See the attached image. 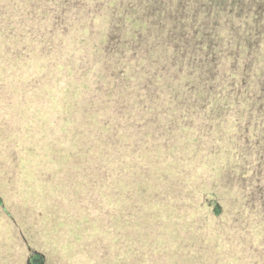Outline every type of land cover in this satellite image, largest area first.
Wrapping results in <instances>:
<instances>
[{
  "label": "trees",
  "instance_id": "16d2710c",
  "mask_svg": "<svg viewBox=\"0 0 264 264\" xmlns=\"http://www.w3.org/2000/svg\"><path fill=\"white\" fill-rule=\"evenodd\" d=\"M29 168L76 259L264 264V0H0V206Z\"/></svg>",
  "mask_w": 264,
  "mask_h": 264
},
{
  "label": "rangeland",
  "instance_id": "374dc122",
  "mask_svg": "<svg viewBox=\"0 0 264 264\" xmlns=\"http://www.w3.org/2000/svg\"><path fill=\"white\" fill-rule=\"evenodd\" d=\"M24 121L26 120L21 118L19 122L22 124ZM7 122L10 126H14L12 120ZM28 131L31 132V130ZM25 174L28 175L21 180L20 186L22 191L29 195L27 205L16 208L22 204L19 202L21 197L19 194L11 199L10 205L7 199H4V203L1 204L3 208L0 206V264H28L29 258L32 259L34 256L39 257L42 264H80L82 262L93 264L84 254L82 257L78 254L76 259V256L69 254L68 247L62 248L59 245L57 249L56 244L42 239L43 235H31V227L29 230L26 229L27 226H31V182L36 184L40 180L38 176H31V168ZM28 176L31 181L28 180ZM16 200L19 203H16ZM23 220H28L27 226L22 222Z\"/></svg>",
  "mask_w": 264,
  "mask_h": 264
},
{
  "label": "flooded vegetation",
  "instance_id": "af4514ba",
  "mask_svg": "<svg viewBox=\"0 0 264 264\" xmlns=\"http://www.w3.org/2000/svg\"><path fill=\"white\" fill-rule=\"evenodd\" d=\"M32 259H33V258H32ZM32 259H31V257L29 258L28 264H30V262H31ZM41 262H42V261H41ZM41 264H42V263H41Z\"/></svg>",
  "mask_w": 264,
  "mask_h": 264
},
{
  "label": "water",
  "instance_id": "95a60500",
  "mask_svg": "<svg viewBox=\"0 0 264 264\" xmlns=\"http://www.w3.org/2000/svg\"><path fill=\"white\" fill-rule=\"evenodd\" d=\"M32 253H36L35 251H32Z\"/></svg>",
  "mask_w": 264,
  "mask_h": 264
}]
</instances>
